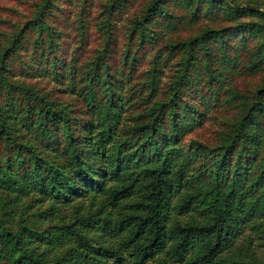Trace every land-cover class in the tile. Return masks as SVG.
<instances>
[{"label": "trees", "instance_id": "obj_1", "mask_svg": "<svg viewBox=\"0 0 264 264\" xmlns=\"http://www.w3.org/2000/svg\"><path fill=\"white\" fill-rule=\"evenodd\" d=\"M16 5L0 264H264V0Z\"/></svg>", "mask_w": 264, "mask_h": 264}, {"label": "rangeland", "instance_id": "obj_2", "mask_svg": "<svg viewBox=\"0 0 264 264\" xmlns=\"http://www.w3.org/2000/svg\"><path fill=\"white\" fill-rule=\"evenodd\" d=\"M19 1L22 0H0V5L4 4V6L6 7H14L20 9L21 6L16 5L19 3ZM2 14L4 15L5 12H2L0 10V15ZM263 78L264 77L261 76V74H254L240 78L239 82L243 87H250L262 82ZM230 115V112L224 115H217L215 119H213L211 122H208L202 129L198 130L195 134H191L190 136L199 137L200 139L202 138L204 140H209L213 142V140L215 139L214 132L218 130L220 124H222V120L227 119V117H230Z\"/></svg>", "mask_w": 264, "mask_h": 264}]
</instances>
